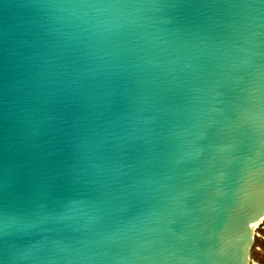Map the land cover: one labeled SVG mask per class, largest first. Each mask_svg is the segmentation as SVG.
Here are the masks:
<instances>
[{"label": "water", "instance_id": "water-1", "mask_svg": "<svg viewBox=\"0 0 264 264\" xmlns=\"http://www.w3.org/2000/svg\"><path fill=\"white\" fill-rule=\"evenodd\" d=\"M264 221V0H0V264H250Z\"/></svg>", "mask_w": 264, "mask_h": 264}, {"label": "rangeland", "instance_id": "rangeland-1", "mask_svg": "<svg viewBox=\"0 0 264 264\" xmlns=\"http://www.w3.org/2000/svg\"><path fill=\"white\" fill-rule=\"evenodd\" d=\"M250 264H264V221L255 231V242L251 252Z\"/></svg>", "mask_w": 264, "mask_h": 264}]
</instances>
